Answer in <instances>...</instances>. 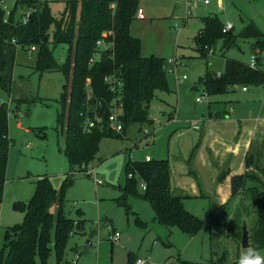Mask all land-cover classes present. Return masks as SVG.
Here are the masks:
<instances>
[{
  "label": "rangeland",
  "instance_id": "rangeland-1",
  "mask_svg": "<svg viewBox=\"0 0 264 264\" xmlns=\"http://www.w3.org/2000/svg\"><path fill=\"white\" fill-rule=\"evenodd\" d=\"M41 1L48 3L54 17L60 18L68 3L74 0ZM137 1L145 12V19L136 15L130 32L141 40L143 57L156 55L165 60L174 93L157 92L150 106V117L155 124L143 125L142 129L139 124H133L122 137L103 138L99 152L88 166H71L64 153L66 126L62 128L58 121L59 99L65 84L63 73L38 72L35 70L38 52L30 54L27 46L17 50L6 90L0 92L3 98L11 96L13 101L9 115L11 145L0 203L3 208L0 248L5 230L23 221L24 213L19 206L30 201L36 182L43 175L49 177L56 191L72 176V183L65 189L64 212L70 219L88 221L87 236L92 230L97 231L87 255L83 253L82 236L73 235L64 250L62 264H129L130 254L134 260L147 257L146 264H213L223 258L224 264H237L240 252L245 249L244 227L253 247L257 207L245 193L230 196L227 205H220L218 177L227 170L211 167L203 152H200L202 161L199 160L200 131L193 126L211 121L231 146L242 131L253 127L257 120H264V86H248L247 91L237 86L223 94L208 95L201 82L208 72L222 74L227 59L252 66L254 57L258 56L264 63V47L254 52L258 39L241 36L251 23L264 34V0H208L209 4L205 0ZM207 16H217L223 24L231 23L236 41L226 47L224 40H217L212 53L201 57L196 38L204 27L202 18ZM54 29L52 26L49 30L52 47ZM67 50L66 45H59L54 50L55 58L62 62ZM2 73L0 53V77ZM177 75L180 78L185 75L187 79L177 81ZM198 98L202 101H197ZM170 115H175L174 121L168 120ZM98 127L114 132L104 119ZM258 131H264V126L258 125ZM262 137L257 133L253 141H260ZM148 157L169 160L173 171L172 193L185 197L186 210L205 222L199 233L187 235L178 228L161 225L151 205L140 198L127 199L130 211L118 202L121 187L126 183L125 164ZM232 159L237 167L240 157ZM182 165L188 172L185 178L188 186H184V178H179ZM95 178L104 183L97 186ZM139 188L142 190L141 184ZM50 210L55 213L56 205L52 204ZM137 218L147 226L139 225ZM115 233H120L118 242L110 239ZM79 246L82 248L75 251ZM258 252L264 255V248ZM36 263L57 264L54 248L46 263L39 258Z\"/></svg>",
  "mask_w": 264,
  "mask_h": 264
},
{
  "label": "trees",
  "instance_id": "trees-1",
  "mask_svg": "<svg viewBox=\"0 0 264 264\" xmlns=\"http://www.w3.org/2000/svg\"><path fill=\"white\" fill-rule=\"evenodd\" d=\"M5 1V0H0ZM116 3V8L110 7ZM19 4V5H18ZM33 7L27 24H19V8ZM139 9L137 0H82L70 1L67 10L60 18L51 14L47 2L41 0H21L12 11L10 23H4L5 13L0 9V53L2 55L3 73L0 77V92L6 90L7 79L14 65L18 50L10 44L15 37L21 48H37L38 57L35 70L44 73L62 72L65 84L60 96L61 112L59 123L66 126V148L64 153L73 167L88 166L100 149L105 137H122V133L133 124L153 126L155 121L150 117V106L157 98V92L174 93L168 81L167 64L163 58L141 55V40L130 32V25ZM203 29L196 38L197 50L201 57H207L217 40H224L226 47L232 46L236 36L232 32L223 33L224 24L217 16L202 18ZM54 26L50 41V28ZM242 37L258 39L254 52L264 47V34L252 23L243 31ZM104 39L113 42V46L101 52L98 61L91 63L97 42ZM262 39V40H261ZM59 45L68 47L65 59L59 62L54 50ZM255 65L227 59L225 69L219 76L207 73L201 79L208 95L223 94L237 86H264V63L255 56ZM116 75L122 79L123 111L121 122L122 133H112L105 128H95L87 134L82 130L83 118L88 106L87 82L90 80L93 100L103 101L97 113L107 123V103L113 98L105 82L107 76ZM92 114V109H89ZM67 119V122H66ZM66 122V125H65ZM9 116L7 106L0 108V203L2 202L8 167L9 149ZM246 171L231 178V197L245 193L257 207L258 218L253 229V248L257 251L264 248V135L260 141H252L245 156ZM126 183L121 187L122 196L118 202L125 206L127 199L140 198L148 202L155 219L167 228H178L187 235L199 233L205 222L186 210L183 196L172 193V169L168 159H150L128 161L125 164ZM230 172L224 171L218 177L222 183ZM73 181L67 177L63 186L56 191L48 176H40L36 182L34 194L27 204L19 206L24 219L8 227L3 234V245L0 248V264H37L39 258L46 263L53 248L57 255V264L64 261V250L75 234L85 235L88 221L73 220L64 212L65 189ZM248 182L251 184L248 185ZM143 183L145 188L139 185ZM230 202V198L227 203ZM55 204L57 210H50ZM136 222L145 227L146 223L137 218ZM78 250V247L74 248ZM134 256L129 255V264H134ZM224 258L213 264H224ZM66 264H71L66 262ZM183 264H194L183 262Z\"/></svg>",
  "mask_w": 264,
  "mask_h": 264
},
{
  "label": "built area",
  "instance_id": "built-area-1",
  "mask_svg": "<svg viewBox=\"0 0 264 264\" xmlns=\"http://www.w3.org/2000/svg\"><path fill=\"white\" fill-rule=\"evenodd\" d=\"M21 0H5L0 2V9L5 13L3 22L4 23H10L12 11L15 9V6H17V2ZM11 2V6H8V3ZM205 4H208L209 1L205 0ZM19 5V4H18ZM110 7L112 9L116 8V3H111ZM18 15H17V22L19 24H27L30 20V17L32 13L36 12L37 9L33 7H25V8H19L18 9ZM137 17L139 19H145V12L143 9L139 8L137 11ZM233 29V25L231 23L224 24L223 26V33L230 32ZM10 44L14 45L16 48L20 49L21 46L18 43L17 38L13 37L10 41ZM113 46V42H108L105 41L104 39H101L97 42L96 49L100 52L95 53L94 56L91 59V63L93 64L94 62L98 61L101 52L110 49ZM37 51V48L35 46H32L29 49L30 54H33L34 52ZM212 53V51H210ZM98 57V58H96ZM255 65V58L252 63V66ZM171 73H174L172 70L170 71ZM177 81H184L187 79V76L183 75L181 78L177 75ZM106 84L109 86L111 92L113 93V98L112 100L107 103V121L109 123V126L111 127L112 130H114L115 133H122L123 131V123L121 122V114L123 111V88H124V83L122 79L117 77L116 75H111L107 76L105 78ZM87 88L89 91H87V99L89 102H92L93 100V95H92V90L90 88V80L87 82ZM243 90H247V88H243ZM197 101L201 102L202 98H198ZM87 106V110L85 113H81V116L83 118V123H82V130L84 133H91L95 128L99 126V123L103 120V118L97 113V108L103 106V101L101 100H95L94 104ZM12 97L9 96L8 98H3L0 95V108L2 106H7L8 108V116L12 113ZM89 109H92V114L89 113ZM91 175V173H90ZM94 183L99 186L102 185L104 182L101 179L95 178ZM141 187L144 189L145 185L141 183ZM120 233H115L110 239L112 242H118L120 239ZM147 258H138L134 264H146L147 263Z\"/></svg>",
  "mask_w": 264,
  "mask_h": 264
},
{
  "label": "crops",
  "instance_id": "crops-1",
  "mask_svg": "<svg viewBox=\"0 0 264 264\" xmlns=\"http://www.w3.org/2000/svg\"><path fill=\"white\" fill-rule=\"evenodd\" d=\"M139 8L142 9L140 5H139ZM243 88H246V87H243ZM168 120L174 121L175 115H170ZM258 125L264 126V120H257L256 124L253 127L248 128L247 131H242V134L236 138L235 143L231 146L227 145V142L223 139V136H222L223 133H218V131L220 132V129L217 128L216 125H213L211 121H208L207 123L205 122L196 123L193 126V129L200 131L199 139H201L200 141L201 146L198 151L199 160L202 161V159H200V156H201L200 152H203L204 159L206 160L207 158V162L209 163V165H211V167H214L217 169L218 167L223 168V169L226 168V170L230 172V175L226 178V180L223 183H220L218 185L219 187H218L217 195L219 197V200H221L220 205L228 204L226 202H228L231 196V177L235 174H242L246 171V167L244 164L245 156L250 148L252 141L255 139V136L257 135V133L264 135V131L262 132L258 131ZM241 153L243 154L242 157L239 156V154ZM239 157H240V160H237V167H236L234 165V161L232 162L233 160L232 158H239ZM147 160H150V157H148ZM214 163L217 165L215 166ZM226 164L227 166H224ZM181 168L183 169V172L179 173V178L180 179L184 178L186 182L184 186H188V180H186L188 172H186L185 166L182 165ZM194 168L197 169L196 166H194ZM172 175H173V171H172ZM250 184L251 183L248 182V185ZM193 195H196V194L193 193ZM2 212H3V208L0 206V221H2ZM82 238L84 239L82 244H84V241L87 238V230H86V234L82 235ZM81 248L82 247L79 246L78 251ZM83 253L84 255H86L84 251ZM137 259L138 258H136V260Z\"/></svg>",
  "mask_w": 264,
  "mask_h": 264
},
{
  "label": "clouds",
  "instance_id": "clouds-1",
  "mask_svg": "<svg viewBox=\"0 0 264 264\" xmlns=\"http://www.w3.org/2000/svg\"><path fill=\"white\" fill-rule=\"evenodd\" d=\"M237 264H264V255L253 247H246L240 252Z\"/></svg>",
  "mask_w": 264,
  "mask_h": 264
},
{
  "label": "water",
  "instance_id": "water-1",
  "mask_svg": "<svg viewBox=\"0 0 264 264\" xmlns=\"http://www.w3.org/2000/svg\"><path fill=\"white\" fill-rule=\"evenodd\" d=\"M97 235L96 230H92L87 238L84 241L83 250L85 254L87 255L89 253L90 244L92 243L93 238ZM243 248L250 247L249 245V235L246 227H244V233H243Z\"/></svg>",
  "mask_w": 264,
  "mask_h": 264
}]
</instances>
